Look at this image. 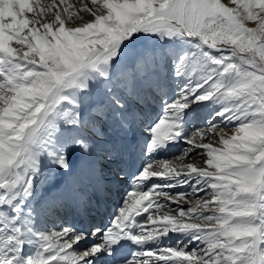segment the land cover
I'll return each instance as SVG.
<instances>
[{
  "label": "snow or ice",
  "instance_id": "obj_1",
  "mask_svg": "<svg viewBox=\"0 0 264 264\" xmlns=\"http://www.w3.org/2000/svg\"><path fill=\"white\" fill-rule=\"evenodd\" d=\"M78 3L0 0V264H264V0Z\"/></svg>",
  "mask_w": 264,
  "mask_h": 264
},
{
  "label": "rangeland",
  "instance_id": "obj_2",
  "mask_svg": "<svg viewBox=\"0 0 264 264\" xmlns=\"http://www.w3.org/2000/svg\"><path fill=\"white\" fill-rule=\"evenodd\" d=\"M72 1H74V0H70L69 3H72V4L75 5V2H72ZM76 1H78V0H76ZM223 2L227 3L228 0H223ZM77 4L79 5L78 2H77ZM75 6H76V5H75ZM89 6H90V5H89ZM81 15H83V18H84L85 20H89V19H91V17L88 16L87 14L81 13ZM209 141H213V142H215L214 139H213V137H209L205 142H209ZM198 162H199V163H200V162H203V163H204V161H203L202 159L199 160Z\"/></svg>",
  "mask_w": 264,
  "mask_h": 264
},
{
  "label": "bare ground",
  "instance_id": "obj_3",
  "mask_svg": "<svg viewBox=\"0 0 264 264\" xmlns=\"http://www.w3.org/2000/svg\"><path fill=\"white\" fill-rule=\"evenodd\" d=\"M67 2L69 3L70 0H67ZM72 2H75V5H76L77 7H79V5L77 4L78 1L74 0V1H72ZM200 164H201V165H204L203 162H200ZM117 201H119V199H117ZM109 203H111V201H110ZM109 203H108V205H106V210L111 211L112 209H114V207L116 206V204H117L118 202H116V200H114V203H115V204L111 205V204H109ZM69 219H71V216H69ZM56 223H57V225H59V222H56Z\"/></svg>",
  "mask_w": 264,
  "mask_h": 264
}]
</instances>
